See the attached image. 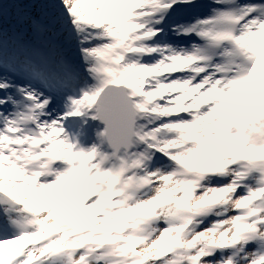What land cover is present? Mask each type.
<instances>
[{
  "label": "snow or ice",
  "instance_id": "obj_1",
  "mask_svg": "<svg viewBox=\"0 0 264 264\" xmlns=\"http://www.w3.org/2000/svg\"><path fill=\"white\" fill-rule=\"evenodd\" d=\"M0 264H264V0H0Z\"/></svg>",
  "mask_w": 264,
  "mask_h": 264
}]
</instances>
